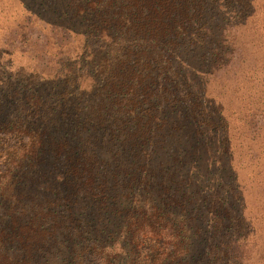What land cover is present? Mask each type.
Wrapping results in <instances>:
<instances>
[{"label": "trees", "instance_id": "obj_1", "mask_svg": "<svg viewBox=\"0 0 264 264\" xmlns=\"http://www.w3.org/2000/svg\"><path fill=\"white\" fill-rule=\"evenodd\" d=\"M257 2L41 0L90 72L75 63L60 83L0 92V139L17 144L0 158V264H242L247 221L222 178L205 190L215 163L196 158L174 187L157 143L220 128L200 82L233 61L229 34ZM190 206L191 223L210 216L206 233L184 220Z\"/></svg>", "mask_w": 264, "mask_h": 264}, {"label": "rangeland", "instance_id": "obj_2", "mask_svg": "<svg viewBox=\"0 0 264 264\" xmlns=\"http://www.w3.org/2000/svg\"><path fill=\"white\" fill-rule=\"evenodd\" d=\"M40 3L41 0H0V92L60 83L70 77L73 64H81V38L67 36L48 24ZM256 5V13L248 22L229 34L235 50L233 61L212 74H204L200 82L212 107L209 111H216L218 120L222 118L220 128L201 131L198 145L189 133L175 130L169 132L166 142L160 137L157 143L158 158L163 162L158 168L174 166V187L180 185L184 173L193 171L196 158L215 163L213 174H209L211 186L205 190H217L222 178L220 188L228 208L232 210L235 204L243 213L248 228L238 231L242 264H264V0H258ZM81 67L82 72H90L85 64ZM64 88L62 82L59 90ZM16 148L9 136L3 137L0 158H14ZM172 158H189L191 166L181 169ZM170 182L167 179L166 186ZM208 195L198 197L200 206ZM192 210L190 206V213L184 214L186 222L196 217ZM209 221L208 215L193 223H199L206 233Z\"/></svg>", "mask_w": 264, "mask_h": 264}]
</instances>
